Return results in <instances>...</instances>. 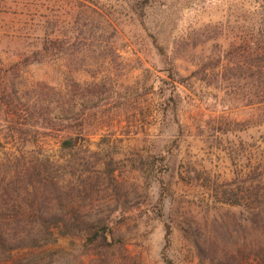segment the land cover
Masks as SVG:
<instances>
[{
  "label": "rangeland",
  "instance_id": "1",
  "mask_svg": "<svg viewBox=\"0 0 264 264\" xmlns=\"http://www.w3.org/2000/svg\"><path fill=\"white\" fill-rule=\"evenodd\" d=\"M262 13L264 0H0L6 227L53 230L54 264H219L197 242L249 254L264 238V108L240 40ZM98 220L113 245L86 254Z\"/></svg>",
  "mask_w": 264,
  "mask_h": 264
},
{
  "label": "trees",
  "instance_id": "2",
  "mask_svg": "<svg viewBox=\"0 0 264 264\" xmlns=\"http://www.w3.org/2000/svg\"><path fill=\"white\" fill-rule=\"evenodd\" d=\"M262 13V17H263ZM263 27L256 28L253 31L254 36H249L247 39L242 38L244 48L250 47L251 55L253 57L251 63V99L252 104L256 105V109L264 108V18L262 20ZM75 145L74 139L68 135L60 143V149L72 148ZM3 142L0 139V147ZM260 164L264 166V160H260ZM262 178L259 177L254 184L252 191L253 197L256 201L264 198V186L259 184ZM264 181V180H263ZM259 211H264V207L256 206ZM0 219V264H54L58 255V248L43 247V240L53 239L55 232L49 228L46 229H10L6 227L4 219ZM50 217L41 215L33 220L31 217H22L18 222L45 225L49 222ZM98 220L96 223H86L84 231V240L82 248L86 254L99 253L105 249L112 247L111 231L105 224ZM61 234V233H60ZM64 234V233H63ZM55 240V239H54ZM29 248L30 250L14 256L12 252L16 249ZM197 250L202 253V257H209L211 260L217 258L219 264H264V238L260 240L259 244L254 245L250 253L247 254L244 249L238 248L234 252L218 248L215 244H206L205 242H197ZM220 252V254H219Z\"/></svg>",
  "mask_w": 264,
  "mask_h": 264
}]
</instances>
